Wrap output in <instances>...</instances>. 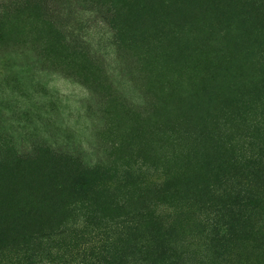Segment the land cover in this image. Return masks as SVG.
<instances>
[{
    "label": "rangeland",
    "instance_id": "374dc122",
    "mask_svg": "<svg viewBox=\"0 0 264 264\" xmlns=\"http://www.w3.org/2000/svg\"><path fill=\"white\" fill-rule=\"evenodd\" d=\"M263 139L264 0H0V264H264Z\"/></svg>",
    "mask_w": 264,
    "mask_h": 264
},
{
    "label": "trees",
    "instance_id": "16d2710c",
    "mask_svg": "<svg viewBox=\"0 0 264 264\" xmlns=\"http://www.w3.org/2000/svg\"><path fill=\"white\" fill-rule=\"evenodd\" d=\"M230 146H231V144L227 143V146H225L223 144V146H221V147L223 148L224 151H226L227 149H232ZM262 148H264V146H262ZM262 148H260V151ZM230 153H233V152H230ZM55 160L59 161V168L62 167L61 168L62 170H65V167L60 162H63L67 167H71L73 165V162H71V161H74L70 157H67V159H65V158L61 157V155H58L57 157H55ZM256 171L257 172H255L254 176L255 177L261 176V174H259V168H257ZM37 174H40V172L38 170H33L32 180H33V183L34 182H36V183L35 184L32 183L33 184L32 187H35V186L40 185V184H46V183H43V181H40V183H38ZM229 178H231V175H227V173H224V175L222 176V180L218 182L219 183V186H217L218 191L222 190L220 187H222V188L226 187V184L229 183V181H228ZM236 187H237L236 185H233L232 186L233 189H230L231 192L228 193L229 196L231 195L234 198L233 201L230 203L231 206L232 205H238V195H239V192L241 190L236 189ZM156 189L161 190L162 188L161 189L156 188ZM41 190L43 191L42 193H40L39 195H31V198L40 197L42 195H43L42 197H45V199L47 200V206L48 207L45 209V211L42 214L40 213V207L38 205V201L37 202L30 201L27 204L31 209L29 212H27L25 210V207H24L23 209H20V210H17L18 209L17 208L15 211H12L11 213L6 215L5 217L0 216V250L2 247V243L5 242L6 240H17L18 237L26 235L25 231H28L30 233L33 229L37 228L38 227V220L37 219H38V217H40V215L47 214L48 212L54 213L57 211V208H58V207H56L57 202H58L57 197L47 195L48 192L50 193L48 188L45 189L43 187ZM215 190L216 189H214V191ZM221 196H222V194H221ZM224 196H226V194H224ZM31 200H33V199H31ZM241 200H243V198H241L240 201ZM79 201H82V206H84L85 204L88 206L91 205L88 199L81 198V199H79ZM132 202L133 201H130V203H129L130 206H131ZM21 203H24V200L21 201L19 204H21ZM1 204L7 205L8 202H6L5 204L4 203H1ZM236 212H238V210ZM236 212L233 210H229L228 215L232 216V215L238 214ZM234 219L236 220V217ZM237 219H238V217H237ZM222 224L219 226H216V223H214L211 226L212 231L216 228L221 229ZM129 231H131V233H133L134 229L129 228ZM127 233H129V232L126 230L124 232V234H127ZM33 250L35 251L36 249H33ZM15 251L18 252V251H21V249L15 248Z\"/></svg>",
    "mask_w": 264,
    "mask_h": 264
}]
</instances>
